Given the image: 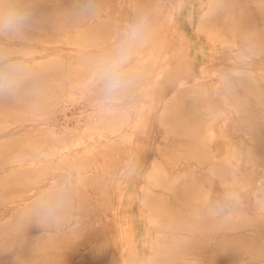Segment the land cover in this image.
Instances as JSON below:
<instances>
[{"label": "rangeland", "instance_id": "rangeland-1", "mask_svg": "<svg viewBox=\"0 0 264 264\" xmlns=\"http://www.w3.org/2000/svg\"><path fill=\"white\" fill-rule=\"evenodd\" d=\"M6 1L24 8L29 16L39 14L38 4L29 0ZM78 1L87 7L99 6L102 17L108 14L111 39L89 48L64 44V40L41 42L47 40L41 35L42 19L29 18L19 36L0 34V62L11 61L23 68L17 89L0 93V264L24 260L28 264H228L223 261L226 248L235 249L233 259L241 264H264L263 210L257 211V228L248 223L250 219H243L238 231L230 233L183 226L177 217L182 212L175 211L167 212L164 219L171 220L173 215L179 219L171 232L158 234L146 212L154 200L176 204L171 195L178 192L147 183L153 165L161 174L191 179L189 192L200 187L219 199L225 214L213 207L204 210L209 222L251 213L254 201H264V0L216 4L213 16L225 18L218 22L224 25L219 38L196 29L206 0ZM141 20L144 27L138 39L144 38L132 49L133 86L118 103H106L94 79L96 62L78 66L81 60L75 58L110 54L126 26ZM69 57L74 58V66L67 67ZM245 74L255 81L243 82ZM174 92L211 102L221 113L215 123L221 128V138L202 140L214 168L228 142L242 143L258 156L263 153V167L249 172L250 178L255 177L254 192L245 187L228 197L218 179L209 176L203 161L189 156L174 161L181 146L172 143L179 140L169 138L159 120ZM66 105L70 106L61 108ZM77 122L83 127L80 131ZM49 127L59 135L48 132ZM182 143L184 148H193L191 141ZM215 169L220 172L218 166ZM53 194L58 196V206L49 213L45 205ZM156 236L170 239L171 247L175 240L179 244L156 250ZM38 238L44 240L34 243Z\"/></svg>", "mask_w": 264, "mask_h": 264}, {"label": "bare ground", "instance_id": "bare-ground-1", "mask_svg": "<svg viewBox=\"0 0 264 264\" xmlns=\"http://www.w3.org/2000/svg\"><path fill=\"white\" fill-rule=\"evenodd\" d=\"M220 1L221 0H206V3H205L204 8L202 10V13L199 15V18L197 19L196 29L199 33H206V35L211 34L213 37L214 36L217 37V35H221V31H222L221 29H222V27H224V25H220L221 24L220 23L219 24L220 26H219L218 22L219 21H225V18L221 17L220 15L213 16V13H215V11H216L215 7L221 6ZM29 2L38 4L36 6L39 8V10H38L39 14L37 16L30 15L28 18L29 19H38V20L42 19L41 23L44 26V28L41 31V33H43L41 35L43 38H46L47 40H42L41 42H57L58 40H64L65 41L64 44L70 43V44H75L77 46H82L84 48H89V47H95V46L99 45L101 42L111 39V34L113 31L110 29L111 23L107 21L108 14H105V16L102 17L100 15V13L102 11H100L101 8L99 6L94 7V8L89 7L91 10L85 11L84 9L87 5H83L84 3H81L78 0H29ZM7 3H8V1H6V0H0V9L6 8L8 5ZM92 4H93V2H92ZM216 4H217V6H216ZM77 5H78V7H76ZM88 5L90 6V3H88ZM69 6H72L70 8L72 10H74L75 12L71 11ZM220 9L221 8H219V10L217 9L219 13L222 11ZM150 12H151V10H150ZM31 14H33V13H31ZM85 21H87L86 24L84 23ZM25 25H27V23H25ZM37 25H38V23H37ZM39 25H41V24L39 23ZM227 26L228 25H226V27ZM47 27L49 28L48 30H47ZM65 28H67V30H65ZM70 28L73 30V32L69 33L68 30ZM182 31H183V29H182ZM14 34L17 36L20 35L19 31L14 33ZM38 35H40V34H38ZM211 35H209V36H211ZM143 36L141 35V37H143ZM207 37L208 36H206V38ZM219 37H217V38H219ZM221 38L223 39L222 36H221ZM138 40H139V42H141L140 39H138ZM17 42H19V41H17ZM136 43H137V41H136ZM38 44H39V42H38ZM28 57H30V56H28ZM75 57H77V56H75ZM99 58L100 57H91L90 58V57L78 56L75 59L81 60L80 62H77V65L81 66L86 61H92V62L97 63V60ZM67 59L71 60V62L68 63L67 67H69V65L74 66V64L72 63V59H74V58L69 57ZM67 59H66V61H67ZM57 63H58V61H57ZM242 81L246 82L249 85L252 82H254L255 80L251 74H245L242 78ZM219 83L223 84L222 78L219 81ZM196 86L198 87V85H196ZM196 86H195V89H196ZM202 87L203 86H201V89H202ZM192 88H194V87H192ZM186 89H188V88H186ZM205 90H204V92H205ZM192 91H193V89H192ZM201 92H202V90H201ZM206 92H207V90H206ZM78 93L81 94L80 92H78ZM190 93H191V91H190ZM197 93H198V91H197ZM188 94H189V92H188ZM195 95L197 96V94H195ZM204 95H205V93H204ZM207 96H208V94H207ZM0 97H2L1 94H0ZM78 98H81V97L78 95ZM158 98H159V95H158ZM206 98H208V97H206ZM200 99H202V98H200ZM200 99H198V97L197 98L194 97V95L191 98L190 96L185 95L182 92H174L171 95L170 100L165 102V103L168 102L167 105H165L166 109L165 110L162 109L161 111H163V113H161V112L159 113L160 115L163 114L162 117L159 115L161 117L159 120H160L161 124L163 125V127H165L169 131V133H170L169 138H171L172 140H179L180 141V142L178 141L176 143H172L173 145L177 144V146H181L178 149V154L174 157V161H178L180 159H186L187 156H189L190 158H196V160L203 161L206 165L205 169L206 168L208 169L209 176L218 179L217 181L220 183V185L222 186V188L224 190V195H226L228 197L229 196H236V193H238V191L240 189H243L245 187H249L254 192L256 190L255 184H254L255 183V177H254V180L252 178H250L249 172H251L253 170L257 171L259 168L263 167V165L261 164V160L263 161V157H262L263 153L260 151V153H261L260 155H262V156H260V155L258 156L256 153H254L255 150H251V149L244 147V145L242 143L228 142L225 144L224 157L222 159H219V161L214 162L215 163L214 165H216L220 168V172H217L215 169L216 166L214 168L213 164H212L213 159L209 160L207 158V155L209 154V152L205 148L207 144L202 142V140H205V141L209 140L210 141L211 139L213 140L215 136L217 137L219 135L218 137H220V135H221L220 129L221 128H216L215 123L217 120L221 119V116H220L221 113L214 110L211 107L212 106L211 102L208 103L205 101H200ZM208 100H209V98L206 101H208ZM69 106L66 105V106H63L61 108L66 109ZM62 109H59L58 112H62V111H60ZM64 113H65V111H64ZM189 114H195V115H197V117L196 118L195 117L190 118ZM65 116H67V115H65ZM94 118L92 120H95ZM189 119H191V120L189 121ZM61 120H62V118H61ZM97 120L98 119H96V122H97ZM84 127H86V126H84ZM81 128L83 129V127L81 126V122H77L76 130L80 131ZM47 131L50 133H53L55 137H56V135H59L51 127L47 128ZM63 132H66L65 128H64ZM249 138H251V137H249ZM81 141H83V139ZM182 141H191V145L193 146V148L192 147L184 148V143H182ZM208 146H209V144H208ZM175 150H176V148H175ZM257 152H258V150H257ZM170 162H172V160ZM30 167H31V164H30ZM161 172L162 171L159 170V167L157 165H153L150 174L147 176V183L153 187L158 186V187H164V188L166 187L168 189H177L178 192H175V193L173 192L171 195V197L173 196V199L176 203L174 205L169 204V202H167L166 200L162 201L161 199L151 201L150 203L147 204L146 212L148 215V223L152 228L156 229V231H155L156 233L163 234L165 230L166 231L168 230V232L170 233L172 228L174 227L175 221L179 220V219H181V221L183 222L182 223L183 226H185V225H187L188 227L193 226L196 230H199V231L204 229L208 233L215 231V230L216 231L217 230H226L227 233H230L232 231L235 232V230L238 231L237 229L242 225V223L239 224L241 222L240 220L243 221V219H246V220L250 219L248 223L250 225H254V227L256 226V228L259 226L258 222L255 221V218L257 217V215H259L257 213L258 210L264 211V201H261V200L260 201H254L253 205H252L253 209H252L251 213H249L248 211H246L244 209L247 213H245V214H243L244 212L243 213L241 212L238 214L236 213V215L230 216L228 218V221H222L219 223L218 222H216V223L215 222H209V220L206 217L204 218L203 212H204V210H206V211L210 210V208H212V207L214 209L216 208V211L218 210V211L223 212L222 210L225 209L224 208L225 206L223 207V205H221V203H219V199L217 197L212 196L208 189L206 191H202L200 189V187L198 188L197 192H195V191L193 193L189 192L187 189L188 184H191L193 181L191 179L185 178L184 175L167 176L164 174V172H163V174H161ZM262 172H263L262 177H264V169ZM184 173H185V171H184ZM17 176H19V175H17ZM163 178L165 179V182L160 180ZM141 199H142V195H141ZM196 202L199 203L198 206L195 205ZM250 204H252V202ZM139 205H141V204H139ZM235 210H237V209H235ZM175 211H179L180 213L182 212V215L181 214H180V216H178L179 214L177 215V217L179 219H176V217L174 218V215H173L172 218H170L171 220L164 221V219L167 215V212H175ZM240 211H242V210L240 209ZM221 214L219 216H221ZM223 217H221V218H223ZM204 219L206 222L204 221ZM246 220H244V222ZM263 221H264V217H263ZM35 227L36 226H34V228ZM42 227H43V225H42ZM260 227L264 228V223L261 224ZM250 232H249V234H250ZM19 233L20 232L18 231V234ZM197 233L199 234V232H196V234ZM234 236H235V234H234ZM256 236H257V238H262V237H258V235H256ZM175 239H176V237H175ZM43 240H42V238H40V239L38 238L34 241V243H38V242L41 243V241H43ZM173 241L174 240H172V242ZM178 241L175 242V244L173 242L172 247H174V246L176 247ZM181 241H182V239L180 240V242ZM170 242L171 241L168 238H159V237L154 238L153 239L154 249H156V250H159V249L164 250L166 248L171 249L172 247L169 244ZM168 244L170 247L167 246ZM234 245L236 246V244H234ZM224 247L225 246H223V248ZM215 249L217 251V248H215ZM218 249H221V248H218ZM240 249H241V247H240ZM172 251H174V250H172ZM242 251H243V249H242ZM151 252H152V250H151ZM222 252L225 253V254L223 253L224 255L222 254L223 255V261L228 262V264H230L229 262H233L232 264H236L234 261L240 262L239 260L233 259L232 255L234 254L235 249L234 250H227V248H226ZM243 252H246V251H243ZM217 255H218V253H217ZM219 255H218V257H220ZM158 256H160V255L158 254ZM215 257H216V255H215ZM211 258H212V256H211ZM245 258L246 257H244V259ZM253 260H255V258ZM24 262H25V260H24ZM23 263L20 262V264H23ZM24 264H28V261H26V263H24ZM214 264H216V263H214ZM238 264H241V262Z\"/></svg>", "mask_w": 264, "mask_h": 264}, {"label": "clouds", "instance_id": "clouds-1", "mask_svg": "<svg viewBox=\"0 0 264 264\" xmlns=\"http://www.w3.org/2000/svg\"><path fill=\"white\" fill-rule=\"evenodd\" d=\"M85 11H90L85 7ZM29 17V13L22 7L10 4L0 9V34L16 33L22 29ZM143 20L127 25L122 39L114 50L97 60L94 68L95 82L100 86L101 93L106 103H118L122 95L134 83L135 72L131 66L132 49L143 30ZM23 72L21 65L14 62H0V93H13L20 83ZM58 206V196H53L46 202L45 210L55 212Z\"/></svg>", "mask_w": 264, "mask_h": 264}]
</instances>
